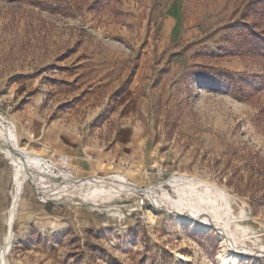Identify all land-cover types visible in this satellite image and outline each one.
Instances as JSON below:
<instances>
[{
    "label": "rangeland",
    "instance_id": "obj_1",
    "mask_svg": "<svg viewBox=\"0 0 264 264\" xmlns=\"http://www.w3.org/2000/svg\"><path fill=\"white\" fill-rule=\"evenodd\" d=\"M248 1L0 0V129L36 170L11 224L21 158L0 151V264H223L235 242L186 213L214 191L248 227L237 264H264V49L258 61L246 40L264 3L244 18ZM39 159L171 204L95 203L81 183L59 198Z\"/></svg>",
    "mask_w": 264,
    "mask_h": 264
},
{
    "label": "bare ground",
    "instance_id": "obj_2",
    "mask_svg": "<svg viewBox=\"0 0 264 264\" xmlns=\"http://www.w3.org/2000/svg\"><path fill=\"white\" fill-rule=\"evenodd\" d=\"M21 149V150H20ZM23 148H20L17 142L12 137L5 136L2 129H0V151L3 153H8L10 151L16 152L20 156V172L17 176V182L15 183L13 194H14V203L12 206V223L15 222L16 219V212L18 206L22 199V193L25 187V184L35 179L36 170L35 168L27 169V159L29 156L25 152H22ZM29 159V158H28ZM39 163L43 165L46 169L50 171V179L57 183L56 195L57 197L67 198L69 193V187L71 189H75L79 183L82 184V187L86 190V192L91 193L90 201L98 203L97 199H93L92 197L101 198L105 197V199H115L122 197L123 195L130 196L132 194L140 195L146 198H150L153 200L154 203L162 206H170L171 202L168 201L167 198L160 195L153 187H146V186H135L133 182H130L125 176L122 174H112L109 176H99V178L95 177H88L84 180H81L79 183L75 182L78 181L76 178H72L70 175H67L65 171L62 173L65 174L64 178L58 179L53 177V174H56L55 171H60L58 167L49 160L39 159ZM14 164V163H13ZM16 166V165H15ZM13 168V167H12ZM17 170V169H16ZM44 179V178H43ZM48 180V179H47ZM50 180L46 181L44 179V183L47 185L52 184ZM61 185V186H58ZM52 190V189H50ZM74 191V190H73ZM54 193V192H53ZM73 195V194H72ZM74 196V195H73ZM212 198L213 207L212 208H205V207H195L193 205L187 204L186 206L189 207L188 209V220L196 225V227L209 230L211 225L216 224L219 228L223 230V234L225 238L230 241L235 242L236 248L230 249L228 248L221 256L223 260V264H237L239 261L246 259L247 255L252 254L254 248H251L247 245L246 239L248 227L239 223V220L242 219L244 216L237 217L232 214V202H229L227 196L218 194L216 191L210 193ZM71 197V194L70 196ZM236 204V203H234ZM235 206V205H234ZM233 206V207H234ZM240 206V205H239ZM236 205L237 210L243 211V208ZM175 207V206H174ZM235 209V208H233ZM231 215V216H230ZM54 227L56 225L53 224ZM19 241L17 237H14L13 231L10 235L9 242L6 248L3 251V257L6 259L7 254L10 248L14 247V245ZM260 252L264 251V245L259 248ZM258 250V251H259ZM7 260V259H6Z\"/></svg>",
    "mask_w": 264,
    "mask_h": 264
},
{
    "label": "trees",
    "instance_id": "obj_3",
    "mask_svg": "<svg viewBox=\"0 0 264 264\" xmlns=\"http://www.w3.org/2000/svg\"><path fill=\"white\" fill-rule=\"evenodd\" d=\"M262 3H264V0H255V1H248V4L246 5V11L244 13V18H246L250 12L251 9L256 8L257 6L261 5ZM256 17L259 21V27L262 28L260 32H255L253 30H250L249 35L246 37L247 42L249 43L248 45L250 46L252 44V47L250 49V54H254V56H257V60L260 61L261 60V50L264 49V8L261 10H258L256 13ZM262 46L263 48L259 49L258 46ZM241 82V81H240ZM238 82V81H234L233 86L235 85H242L241 86V91H246V96H250L254 93L257 92V89H254V87H250V89H246V85L244 82ZM231 86V85H229ZM249 87V86H248ZM229 90L230 87H228Z\"/></svg>",
    "mask_w": 264,
    "mask_h": 264
},
{
    "label": "crops",
    "instance_id": "obj_4",
    "mask_svg": "<svg viewBox=\"0 0 264 264\" xmlns=\"http://www.w3.org/2000/svg\"><path fill=\"white\" fill-rule=\"evenodd\" d=\"M0 177H1V175H0Z\"/></svg>",
    "mask_w": 264,
    "mask_h": 264
}]
</instances>
